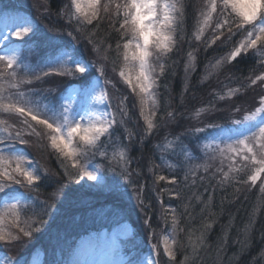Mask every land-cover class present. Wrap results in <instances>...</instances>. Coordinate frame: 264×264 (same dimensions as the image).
Wrapping results in <instances>:
<instances>
[{
  "label": "snow or ice",
  "instance_id": "obj_1",
  "mask_svg": "<svg viewBox=\"0 0 264 264\" xmlns=\"http://www.w3.org/2000/svg\"><path fill=\"white\" fill-rule=\"evenodd\" d=\"M33 7L45 19L53 15L51 0H34ZM190 11L194 23L189 31L185 25ZM55 17L64 24L46 26L57 35L46 37L48 51L41 54L32 45L33 38L43 32L39 21L0 9V19L5 21V33L0 35V248L33 241L48 228L56 204L66 198L67 186L81 185V181L89 188L108 187L135 200L155 238L153 217L148 215L152 204L147 200V184L132 180L134 174L144 175L131 155L132 144H142L184 116L168 110L170 103L162 108L160 89L174 75L177 62L173 57L187 43L190 50L183 64L184 92L189 91L200 51L226 50L205 64L202 82L224 72L225 65L246 58L262 71L254 77L250 72L247 83L239 87L225 86L223 93L213 89L209 92L212 99L194 110L197 123L183 137H165L163 144L156 145L185 157L176 169L183 173L179 183L176 175L168 179L148 168L153 172L149 191L161 208L157 219L167 234L149 245L148 257L105 264H158L161 247L168 261L175 262L177 236L185 231L194 264L218 221V214L212 211L217 190L225 192L231 186L239 194L241 186L250 190L259 182L260 196L243 229L244 240L233 241L241 246L240 255L245 254L252 245L256 216L264 209V94L252 109H244L240 118L235 114L242 112L241 107L233 106L226 124L206 122L205 116L222 111L218 103L237 97L242 87L259 84L264 90V0H68ZM62 36L69 40L59 42ZM129 65L136 69L134 73L128 70ZM110 66L117 79L109 78ZM50 83L55 86L43 87ZM133 109L143 122L142 133L128 127L131 123L135 128L139 122H133ZM196 151L199 157L192 155ZM33 152L54 157L61 172L52 173ZM160 158L163 162L164 156ZM196 159L203 163L193 166L190 162ZM107 173L112 174L108 179ZM166 180L173 187L158 188L159 182ZM46 187L53 191L41 199V190ZM188 190L189 195H182ZM163 193L180 203L166 206ZM220 204L223 209V200ZM197 208L199 226L182 228V220H196ZM260 239L264 241V232ZM227 243L226 230L220 250ZM120 250L121 242L114 238L112 251L118 255ZM259 260L264 264V251ZM6 264L29 261L6 257ZM182 264H190V258L185 256Z\"/></svg>",
  "mask_w": 264,
  "mask_h": 264
},
{
  "label": "rangeland",
  "instance_id": "obj_2",
  "mask_svg": "<svg viewBox=\"0 0 264 264\" xmlns=\"http://www.w3.org/2000/svg\"><path fill=\"white\" fill-rule=\"evenodd\" d=\"M67 2L68 0H64V3H67ZM33 3H34V0H0V9L7 10L10 15L34 17L39 21V27L43 29V31L47 34V36L57 35L56 33L48 32L47 27H51V26L44 25V23H42V21L38 19L37 16L39 15L36 9L33 7ZM25 10L30 11L31 14L29 15L28 12H25ZM41 11L43 10L41 9ZM51 17L53 18V15ZM59 22H63V21H59ZM55 27H61V26H55ZM4 33H5V21L3 19H0V35H3ZM68 40L69 38L66 36H62L59 38V42L66 43ZM32 45L33 47L36 48L37 52L41 54L48 51L45 45L43 47L37 46L35 42H32ZM81 51H83V49H81ZM188 51L189 50L186 51V50L181 49L180 53L183 52L182 54H184L185 52L186 54ZM224 54H225V51L223 50V52L215 55L214 58L218 56H222ZM183 57L184 58H182L181 64L178 67L180 70L179 79H174L173 77L172 81L168 85V89L171 92L170 104L172 107L174 106L175 100L177 98V96H175L176 91H174L176 89L173 87L175 80H178L179 86L182 87L184 91L183 64L185 62L186 56H183ZM214 58H210L209 61L214 62ZM209 61H207L205 64H208ZM198 66L199 65L197 63V68ZM128 70L134 73L136 69L133 68L131 65H129ZM194 74L195 72L191 75V78L194 77L193 76ZM108 76L109 78L117 79L115 74L111 72V66L109 67ZM52 79L53 81L58 80V78H52ZM54 86H55V83L43 85V87H54ZM118 87H121V86L118 85ZM222 89L223 90L220 89L219 92L223 93V91H225L224 90L225 88H222ZM241 90L244 91L246 94L247 92H250L251 88H241ZM121 91H123V88H121ZM242 95L243 94L241 93L237 97H233L230 101H227V102H219L217 106L222 107L224 111L227 113L230 112L229 110H231L233 106H240L242 109L241 113H243V110L247 107V105L243 101L237 100V98L241 97ZM201 99L204 100V98H201ZM208 101H206L205 99V101L203 102L204 104H199L195 106L194 109L188 113L184 112V116H188L190 113H192L193 115V117L191 116L190 118L191 119L190 123H188V121H185L182 124L181 128H182V131L185 130L184 133L188 131L189 127L191 128L194 124L197 123L196 119L194 118V110L200 107H203ZM132 111H135V110L133 109ZM241 113H237L236 115H242ZM206 118L207 116H205V120H207ZM134 121L135 122L139 121L135 128H139L140 131L133 128L134 130L133 132L142 133L143 131L142 120H140L139 117L137 116L134 118L133 122ZM179 121L180 120L177 119L176 121L172 122L170 126L177 125ZM128 127L131 129L130 124H128ZM156 133H154L153 136L147 138V140L149 141L150 138L156 135ZM137 138L139 139V136ZM163 139L164 137L158 141H161ZM164 142L165 141H161L162 144ZM133 145L134 147H136L137 142L134 141ZM168 152L169 151L165 152L163 148L160 149V153H161L160 155H163V154L165 155ZM37 159L40 160V163L42 165L47 167L48 164L45 161L41 162V159L38 157ZM200 163H203V161H200ZM191 164L194 166L198 163L192 161ZM48 169L52 172V169L50 168V166ZM150 173L152 174L153 172H150ZM111 176H112L111 173H107L106 179L110 178ZM88 183L90 184L92 182H88ZM81 185H83V187H81ZM81 185H77L73 183L71 187L68 186L65 189L66 198H62L60 202V205L65 207V208H62L63 209L62 211L68 216H70V219H67L69 223L66 227L67 228L70 227V224L72 221L79 219L78 212L82 209L81 203L82 202L84 203L83 201L84 197L87 195H93L94 197H97V195L102 196V197L97 198V200L91 199V201H88V202L86 201L88 207H91L93 203L104 205L107 198L111 199V200H108L109 201L108 204L112 205L113 203L114 207H111L109 212H106L108 210H103V209L98 210L99 211L98 214L101 216L108 213L106 216L107 217L109 216L110 220H106L105 218L104 224L101 223L98 226L91 228L90 230L87 229V232L83 233L81 236L78 237L77 236L78 234H71L68 231H63L58 234L54 233L52 231V224L55 225L57 220L61 219V218L56 217L53 223L52 224L49 223L48 228L45 231H43L41 234H39L30 243L26 245L17 244L16 247L14 245L11 247L5 246V247L0 248V264H6V257H11L12 259H18L20 257H23L24 259L29 261V264H53L54 261L57 262V264H60V262H63V264H68L69 261H79L81 262V264H83L84 261H87L88 264H105V262L111 261V260H119V259L127 260L129 258L143 259L145 257H148L149 253L151 252L149 245L146 244V240L148 239L147 237H145L144 233L147 234L150 244L160 242L163 238V235L167 234V232L163 230L162 221H159L157 219L160 215L161 208H160V204L156 201V199L152 198L153 201L152 200H151L152 202L150 201L152 204V211L148 212V215L153 217L152 228L156 232V236L155 238H153L151 236V233L149 234L150 232L149 228L145 224L144 214L136 208L135 200L129 199L128 196H120L110 191L108 187L101 186L97 188H89L88 185L85 184L83 181H81ZM151 185L148 184L147 189ZM165 185H167L169 189L173 187L172 185H169L168 183H166ZM180 187L182 188L183 186H180ZM230 187H228V189H230ZM158 188H162V185L158 184ZM129 191H131V189H129ZM227 191L223 192V194L221 195L226 196L228 194ZM220 192L221 191L217 190V193H220ZM78 193L84 194L83 199L78 198L80 200L75 201V199H72V198ZM185 193H187L186 195H189L190 190L185 191ZM164 194L166 195V193H163L162 195ZM235 195H239V199L241 202H248L251 200V197H252L249 192L248 193L246 192V186L241 187L240 193L239 194L235 193ZM104 198H106V200H104ZM41 199L43 198L41 197ZM147 200H148V197H147ZM70 201H73V202L70 203ZM164 204L167 206L166 199L164 200ZM226 205H223V208L226 207ZM176 206L177 205H175L174 207ZM177 211L179 212V209H177ZM85 214H86L85 216L86 219L84 222H82V224L88 225L90 223L91 214L89 213L88 210ZM192 223L193 224L195 223V228L198 227L200 223V216H198L196 220L191 221V222L187 220H182L181 227L187 229L188 227H190ZM220 227H221L220 233H221V236L223 237L227 229L224 226H220ZM117 237L119 238V241L121 242V250L118 255L114 254L112 251L113 239ZM187 237H188L187 231L181 232L177 236L179 244H178L175 262L168 261L161 247L159 249V256L157 257L158 264H182V262L185 259V256H188L190 258V264H192V260H191L192 249L189 246ZM9 248L10 249L16 248V250H25V251L29 249V251L27 253L25 252L11 253L9 251H6ZM211 255L213 256V258H210ZM230 260L231 259L228 258L227 246H225L223 250H219L217 255L214 256L213 253L208 249V244H207L205 248L199 251V254L194 261V264H229Z\"/></svg>",
  "mask_w": 264,
  "mask_h": 264
},
{
  "label": "trees",
  "instance_id": "obj_3",
  "mask_svg": "<svg viewBox=\"0 0 264 264\" xmlns=\"http://www.w3.org/2000/svg\"><path fill=\"white\" fill-rule=\"evenodd\" d=\"M64 0H51V10L53 13V18L51 17L50 19H45L43 16L38 17V19L40 21H42V23H44V25H50L51 27L53 26H63L64 22H59L57 21L56 17H55V12L63 7L64 5ZM6 7V6H5ZM25 12H28V14L30 15L31 12L25 10ZM194 21L192 18V12L190 11L188 14V19H187V23L185 25L186 29H188L189 31L192 28ZM101 33H103L105 31V28L102 26L100 29ZM46 37L47 34L43 31L40 34H37V36H35L33 38L32 42H35V44L37 46H44L46 43ZM190 38V37H189ZM194 44L196 42H193ZM182 50H190L187 43H185L182 46ZM226 51V50H224ZM223 51H213L212 49H209V51L207 53L200 51L198 54V59H197V63H198V68L196 69L195 74L193 75L194 77L191 78L190 80V86H189V91L188 92H184L182 87L179 86L178 84V80H175V83L173 85V87L176 89L174 91H176L175 96H177L176 100H175V104L174 106L168 110H177L180 112H190L191 110L194 109L195 106L199 105V104H204L203 102L208 101L210 99H212L209 96V92H211L213 89L216 91H220L223 90L222 88H225L224 90L226 91L227 87H239L242 83L246 84L247 81L245 80L246 77H248L251 75L254 77L255 75L259 74L261 69L254 63V61L252 59H244L242 61H240L239 63L237 62H233L231 65H227L225 66V71L222 73H218L217 75H214L213 77H211V79L209 81H204L202 82V78L205 75V69H204V65L207 61H209L210 58H214L215 55L221 53ZM183 53V52H182ZM179 53L178 56H174L173 59L176 60V67H175V73L174 75H172L170 78H168L165 82H164V87H162L160 89V96L163 97V99L161 100V106L163 108V106L165 105V103H170L169 100V93L171 94V92L168 89V85L169 83L172 81V78L174 77V79H179L180 76V70H179V65L181 64V60L182 58H184L183 56H186L185 52L184 54ZM35 57L33 59V62H35ZM255 68V71L252 72L251 70ZM224 75V76H223ZM223 76V77H222ZM218 77V78H217ZM227 77H232V80L227 79ZM165 88L167 89V92H165ZM179 88V89H178ZM245 88V87H242ZM241 93L243 94L241 97H238L237 100L238 101H243L244 103H246L247 107L245 109H252L256 102H258L259 96L264 94V90H262L261 86L259 84L252 86L250 92H247L245 94L244 91L241 90ZM201 98H204V100H202ZM202 100V101H201ZM185 107V108H184ZM131 108V106H130ZM222 108V107H220ZM223 109V108H222ZM189 110V111H188ZM231 112V110H229ZM133 112V116L132 119L134 120L135 117H137L138 115L135 114V111ZM230 112L227 113L224 111V109L220 112H216L214 115L211 116H207V120L206 122H216L219 124H226V122L229 119V115ZM242 114V113H241ZM191 116L193 117L192 113H190L188 116H183L182 118H178L180 121L177 125L175 126H170V124L161 129L158 133H156V135H154V137L150 138V140L148 141L147 139L144 140V142L141 143H137L136 147H134V145L132 144V152L131 155L136 158L137 163H139L140 166V170L143 172V178L140 179L139 177H137L135 174L133 175V182L137 183V184H148L151 185L152 184V178H153V173L151 174L148 171L149 167H153L154 169V173L156 175H165L168 179H171L173 175L177 176L178 179V183L180 181V177H182L183 173L182 172H178L177 169V165L180 163H183L185 161V157L183 156V154L177 155V154H172V151L169 150V152L167 154H163L164 156V161H161V153H160V149L156 148V145L158 144H162L161 141H158L160 139H162L163 137H168L169 140L174 139L175 136H180L183 137L184 136V131H182V124L185 121H188V123L191 122ZM241 115H236L235 114V118H240ZM188 119V120H187ZM135 122V121H134ZM130 127L131 130H133V126L130 123ZM139 130V128H134ZM190 129V127H189ZM188 129V130H189ZM140 131V130H139ZM138 139V138H137ZM189 139H193L192 137H189ZM186 144L188 143L187 140L184 141ZM189 147H191V145H189ZM199 151L193 152L192 155L193 156H197L199 157L201 154L198 153ZM33 155L36 156V158H40L41 162L45 161L48 165L47 167L52 169V173H60L61 169L57 164V161L55 160L54 157L49 156L47 153H39V152H33ZM193 162H197L198 164H201L200 159H196V160H192ZM192 161L190 163H192ZM137 163L133 164V168L137 167ZM156 165H159V167H155ZM169 165H171L172 167H169ZM167 183L166 181H160L159 185H162L163 187H168L167 185H165ZM73 185L69 184L68 186L71 187ZM67 186V187H68ZM180 186H183L182 184ZM243 187V186H241ZM152 188V185L149 186L148 189H146V195L148 197V201H153V199H155L150 191H148L149 189ZM259 182L257 183V186L254 188H251L250 190H248L246 188V192L250 193L251 200L248 202H241L240 199H235L236 195L234 192V188L230 187V189H228L227 191V195H221L223 194V192L220 193H215L214 195V204L212 207V211L218 214V221L217 223H215L213 225L212 230L209 232L208 234V238H207V244H208V249L213 253L214 256L217 255L218 251L220 250V246H221V241H222V236L220 233L221 227L220 226H224L227 229V251H228V258H230V262L229 264H261V261L259 260V257L261 255V252L264 249V241H262L260 239V234L262 232H264V209H261V211L257 214L256 216V224L255 227L252 229L251 232V239H252V245L250 247V249H248L245 254L240 255V250H241V246L238 244L233 243V241L239 239V240H244V236L245 233L243 232V229L245 227V225L248 223L249 221V217L250 214L253 211V208L256 204L257 198L260 196L259 194ZM53 191V189L51 187H46L43 188L41 190V197L43 199L47 198V195L49 193H51ZM80 193V192H79ZM76 194L72 199H75V201L83 199V195L84 194ZM187 193H183L182 195L187 196ZM102 197L97 195V197H94L93 195H87L84 197V203L82 202V209L78 212L79 215V219L72 221L70 224V227H66L69 223V221L67 219H70V216H68L67 214H65L62 210L63 207L62 205H60V202L56 204V212L58 213H54L52 219L50 220V224L53 223V221L55 220V218H61L59 220H57L56 224H52V231L56 234L61 233L63 231H68L71 234H83L85 232H87V229H91L94 228L95 226H98L99 224H104V220L106 218V220H110L109 216L107 217L106 215L108 213H106L105 215L101 216L99 215V211L98 210H108L106 212H109L111 207H114V204L112 203V205H109V201L111 200L109 198H104V200H106V202L104 203V205H100L97 203H93V205L91 207H88L86 201H91V199H95L97 200V198ZM225 197H227V199H225ZM80 198V199H78ZM153 198V199H152ZM162 198L165 200L166 199V203L167 205H171L172 207H174L175 205H178L180 203V200H177L175 197H169L168 194L166 193V195H162ZM103 199V198H102ZM101 200V199H100ZM163 200V202H164ZM221 200H223V205H226V207H224L223 209H221ZM151 201V202H152ZM73 201H70V203H72ZM106 204V205H105ZM78 206V205H76ZM61 209V210H60ZM97 209V210H95ZM87 210L89 211V213L91 214L90 217V223L88 225H84L82 224V222L85 221V216H86V212ZM95 210V211H94ZM180 211V209H179ZM196 218L199 216V208L196 209ZM97 224V225H96ZM231 225V228H229L228 226ZM84 226V227H83ZM190 227L195 228V223L191 224ZM16 247V245H15ZM16 248L14 249H8L6 251H9L11 253L13 252H25L27 253L29 251V249L25 250H16ZM210 258H213V256L211 255Z\"/></svg>",
  "mask_w": 264,
  "mask_h": 264
}]
</instances>
